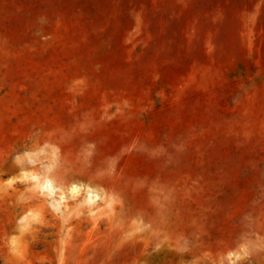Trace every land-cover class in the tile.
Here are the masks:
<instances>
[{
  "label": "rangeland",
  "instance_id": "rangeland-1",
  "mask_svg": "<svg viewBox=\"0 0 264 264\" xmlns=\"http://www.w3.org/2000/svg\"><path fill=\"white\" fill-rule=\"evenodd\" d=\"M141 2L0 0V264H264V0L153 39Z\"/></svg>",
  "mask_w": 264,
  "mask_h": 264
},
{
  "label": "crops",
  "instance_id": "crops-1",
  "mask_svg": "<svg viewBox=\"0 0 264 264\" xmlns=\"http://www.w3.org/2000/svg\"><path fill=\"white\" fill-rule=\"evenodd\" d=\"M130 16L135 33L143 39H153L156 27L169 22L188 25V33H212L222 23V0H142ZM211 38L208 35L203 39Z\"/></svg>",
  "mask_w": 264,
  "mask_h": 264
},
{
  "label": "bare ground",
  "instance_id": "bare-ground-1",
  "mask_svg": "<svg viewBox=\"0 0 264 264\" xmlns=\"http://www.w3.org/2000/svg\"><path fill=\"white\" fill-rule=\"evenodd\" d=\"M41 150V149H40ZM39 150V148H37V149H35V150H32L31 152H29L27 155H22V157L20 158L21 159V170H22V172H24L25 170H27V168H29L30 166L28 165V163L26 162V160L25 159H27L28 160V162H32L33 160H35V159H38L39 157H41V156H44V157H49V158H51L53 155L50 153V152H48V150H41L40 151ZM20 170V171H21ZM26 176H28V175H24V177H26ZM76 182V181H75ZM75 182H71V183H67L66 184V187L68 188V190H69V192L70 193H76L79 189H80V187L78 186V184H76ZM43 184H44V186L47 184V185H50V188L52 187V185H53V183H52V181L50 180V179H45L44 180V182H43ZM64 189V188H63ZM65 190V189H64ZM67 190V189H66ZM89 190H87V192H88ZM86 192V193H87ZM90 192V194L87 196V198H86V202H91V200H93L95 197H97L98 195L97 194H95V193H93V191H89ZM61 198V197H60ZM57 200V199H56ZM155 218V219H154ZM163 218H165V217H163ZM162 218V216H161V219L162 220H165L164 222H162L161 224V226L163 227V225H164V227L163 228H165V224L167 223L166 222V218L165 219H163ZM152 219V221H150V226H149V228H150V239L152 240L151 242L155 245V246H162V245H164V244H166L167 246H170V240L168 239V237H167V232L165 231V234H164V232H162V230H160V228H158L157 227V224L160 222L159 221V219H158V217L157 216H154L153 218H151ZM156 220V221H155ZM168 220V219H167ZM157 221H159L158 223H156ZM166 222V223H165ZM163 223H165V224H163ZM158 225H160V223L158 224ZM160 227V226H159ZM166 230V229H165ZM186 245H187V243H186ZM161 248L162 247H160V250H161ZM185 248V247H184ZM159 249H158V251H160ZM166 254V253H165ZM167 254H169V253H167Z\"/></svg>",
  "mask_w": 264,
  "mask_h": 264
},
{
  "label": "snow or ice",
  "instance_id": "snow-or-ice-1",
  "mask_svg": "<svg viewBox=\"0 0 264 264\" xmlns=\"http://www.w3.org/2000/svg\"><path fill=\"white\" fill-rule=\"evenodd\" d=\"M45 187H46V188H50V185H47V184H46Z\"/></svg>",
  "mask_w": 264,
  "mask_h": 264
}]
</instances>
